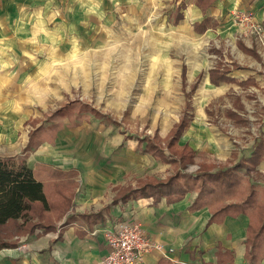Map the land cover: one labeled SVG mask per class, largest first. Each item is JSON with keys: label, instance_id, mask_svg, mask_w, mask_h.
I'll use <instances>...</instances> for the list:
<instances>
[{"label": "rangeland", "instance_id": "1", "mask_svg": "<svg viewBox=\"0 0 264 264\" xmlns=\"http://www.w3.org/2000/svg\"><path fill=\"white\" fill-rule=\"evenodd\" d=\"M97 1L0 0V158L26 159L28 167L41 172L80 166L91 175L96 166L106 165L116 174L115 166L123 164L124 169L125 164L131 182L149 175L164 177L171 170L136 148L139 140L166 138L181 118L188 102L181 81L166 82L174 68L166 69L165 53L141 50L136 31L109 32L104 39L103 30L111 24L96 23ZM243 13L255 18L251 11ZM234 19L239 28L246 24ZM259 24L264 29V22ZM248 28L245 34L236 32V42H219L200 51V58L182 60L189 71L193 67L204 71L198 82L191 78L187 83L188 92L198 83L189 109L194 119L175 147L180 151L178 147L189 143L194 149L196 162L187 174L199 173L198 165L217 171L235 165L241 155H250L254 138L264 134V36ZM34 38L24 51L17 45L22 44L19 40ZM246 39L250 40L245 49ZM209 68L217 73L236 71L237 78L228 85L204 86ZM17 90L23 93L20 100H16ZM74 102L90 105L112 120L102 122L91 113H79L78 107L69 116L57 114ZM240 172L243 184L238 200L246 198L252 181L264 189L259 173ZM81 176L75 177L77 190L82 187ZM54 177H43L50 198L63 190L58 183H66L61 182L63 176ZM79 194L81 190L78 200L86 196ZM35 211L33 223L40 210ZM16 224L0 230L2 239L11 241L22 234Z\"/></svg>", "mask_w": 264, "mask_h": 264}, {"label": "crops", "instance_id": "2", "mask_svg": "<svg viewBox=\"0 0 264 264\" xmlns=\"http://www.w3.org/2000/svg\"><path fill=\"white\" fill-rule=\"evenodd\" d=\"M263 3V0H100L94 6V19L98 24L105 21L111 24L103 30L104 39L109 32L115 34L116 31L127 30L129 33L136 31L137 38L142 39L141 50L152 54L153 52L165 53L166 69H169V66L174 68L171 79H166V82L171 81L172 78L174 79L172 82L175 79L181 81L183 95L188 101L189 96L193 97L192 94L198 86L196 82L200 77H203L204 71L196 67L189 71L186 62L182 60L193 56L200 58V51L217 47L219 42L223 43L229 40L236 42L237 31H243L245 34L249 26L264 22ZM237 10L241 11V15H244L245 11H251L255 18L250 19V23L239 25L241 27L239 28L234 21ZM19 17L22 19L21 14ZM22 31L25 32V29ZM249 32L253 33V29H249ZM34 40L35 38L33 40L22 39L19 40L22 44L17 43V45L24 51ZM249 40L246 39L243 43L245 49ZM197 62L199 63V61ZM159 65L163 66L161 61ZM214 71V68L207 70L208 75L204 77L207 81L204 86L219 87L221 84L231 83V81H224L218 85L214 84L211 80ZM229 73H225L228 79L237 78L236 71L233 74ZM191 78L195 79L196 84L194 83L195 86L192 85L188 92L187 83ZM17 91L19 94L16 100H20L23 94L22 89ZM193 119L194 117H192ZM101 121L103 122V120ZM175 126L176 124L173 128ZM190 127L183 133L177 145H180L183 136ZM261 140H264V134L254 138L250 155H241L236 164L243 158H250L257 143ZM185 146L191 153L194 151L189 143L178 148L182 150ZM144 148L140 147L139 143L137 144V150L144 151ZM166 152L170 154L169 151ZM145 154L152 156L161 166L164 165L168 170H171L169 174L164 177L158 175L138 177L134 182H131L128 176L130 170L125 164L124 169L123 164L115 166V168H119L116 174L111 172L110 166L105 165L103 168L98 165L96 171L91 175L87 174L86 169L80 166L69 168L55 166L45 168L48 170L47 172L43 170L41 172L35 167L29 166L45 187L49 209L44 211L41 206L35 208L40 210L39 218L35 219L36 222L39 220L37 222L39 227L35 229L34 233L16 235L10 242L17 247L1 250L0 264H97L106 258L110 250L105 234L107 231H115L116 226L123 221L139 223L148 236L163 248L152 252L151 255H146L144 264H219L218 252L220 251L222 254L226 251L234 253L233 264H248L245 241L252 225L260 223L258 216L252 220L250 216L242 214L237 218L228 217L220 225H208L212 217V208L217 205L236 203L239 201L237 199L238 192L232 198L218 201L213 204V207L208 206L193 211L190 209L197 198L196 192L188 194L178 203L169 202L166 198L155 200L153 197H137L127 203L115 204L117 195L115 188L120 186L138 187L139 181L149 179L163 181L177 171L175 166L162 163L152 154ZM194 161L196 162L195 157ZM235 165L223 169L234 168ZM190 166L192 165H188L187 168ZM197 167L199 172L200 170L210 173L219 171L213 170L214 168L210 169L207 165H198ZM201 167L203 168L201 169ZM186 171L187 169L184 172L187 173ZM253 172L259 173L264 178V160L248 175ZM39 173H42V176ZM77 173L78 176L82 175L80 177L82 187L78 189L81 190L79 195L83 197L86 194L79 200L77 199L76 186L78 179L75 178ZM239 174L243 175L240 169ZM54 176L61 178L63 176L64 179L61 182L65 180L66 183H62L63 186L58 183L57 186H60L61 190L63 187V190L55 198H50L46 191L47 182L43 180V177L55 179ZM251 187L255 191L257 204L264 207V189L259 190L253 181ZM113 207L116 210L110 213V209ZM50 220H53V223H49ZM79 220L83 221V224H77ZM20 223L23 224L21 220L18 222L17 231L21 229ZM45 228H48V231ZM260 264H264V259Z\"/></svg>", "mask_w": 264, "mask_h": 264}, {"label": "trees", "instance_id": "3", "mask_svg": "<svg viewBox=\"0 0 264 264\" xmlns=\"http://www.w3.org/2000/svg\"><path fill=\"white\" fill-rule=\"evenodd\" d=\"M211 80L216 85L224 81H232L227 78L225 73H217L216 71H214ZM190 99L189 96L185 113L166 138L161 139L157 135L154 138L148 137L139 140L140 145L146 144L144 153L152 154L162 163L175 166L177 168L175 174L163 181L153 179L139 181L138 187L120 186L115 188L117 193L115 204L127 203L137 197H153L155 200L166 198L169 202L178 203V201L185 199L188 194L198 192L190 210L213 207V204L218 203V201L232 198L240 191L243 182L239 169H244L249 174L264 160V140H261L257 143L252 156L248 159H241L234 168L221 169L216 173L202 172V170L197 174L185 173L187 166L194 163L193 153L187 146L180 151L175 147L181 140L183 133L190 127L192 120V115L189 112ZM77 107L79 113H92L96 118L103 121L112 120L110 116L98 112L90 105L76 102L68 104L57 114L69 116ZM31 140L32 138H30V145H32ZM166 151H169L171 155L167 154ZM26 152H29L28 148ZM254 193L255 191L251 187L249 192L245 194V199L236 201V203L214 206L212 217L208 222V225H220L228 217L237 218L243 214L250 216L253 220L255 216H258L260 223L252 225L245 241L248 264H260L264 259V207L257 204ZM37 206L48 211L49 201H47L45 187L37 179L35 172L28 167L26 159L0 158V230L10 223L17 222L18 224L21 220L23 224L20 223L21 229L19 231L22 234L34 233L35 229L39 227L37 222L33 223ZM29 226H31L29 231H26ZM45 230L48 231V228ZM15 247L17 245L10 240L2 239L0 235V251ZM218 262L219 264H233L234 253L226 251L222 254L221 251L218 252Z\"/></svg>", "mask_w": 264, "mask_h": 264}, {"label": "built area", "instance_id": "4", "mask_svg": "<svg viewBox=\"0 0 264 264\" xmlns=\"http://www.w3.org/2000/svg\"><path fill=\"white\" fill-rule=\"evenodd\" d=\"M236 17L244 23L251 22L247 15ZM252 29L256 35L264 36L261 24H254ZM105 238L110 250L106 258L97 264H144L146 255L163 249L137 222L123 221L115 231H107Z\"/></svg>", "mask_w": 264, "mask_h": 264}]
</instances>
